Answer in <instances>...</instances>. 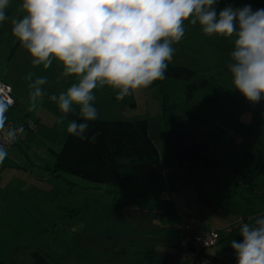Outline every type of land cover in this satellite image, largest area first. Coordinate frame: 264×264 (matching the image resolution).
I'll return each mask as SVG.
<instances>
[{
  "label": "crops",
  "instance_id": "1",
  "mask_svg": "<svg viewBox=\"0 0 264 264\" xmlns=\"http://www.w3.org/2000/svg\"><path fill=\"white\" fill-rule=\"evenodd\" d=\"M21 3L10 0L7 15L22 18L18 11ZM184 28L181 41L173 44L169 63L182 58L201 62L222 59L220 36L204 34L198 22L185 21ZM31 61L12 34L10 20L0 23V81L11 85L15 97V106L6 115L14 122L33 119L36 123L34 131L24 133L7 148L8 156L0 165V264H36L35 255L46 264H173L184 235L181 224L190 229H219L235 216H244L243 223H248L264 215V190L257 191L256 182L264 165L254 171L226 167L216 156L219 168L187 171L191 179L200 181L186 185L169 175L173 163L165 161L166 157H161L165 160L154 176L114 185L97 186L68 174H55L56 153L68 136V123L79 115V107L73 106L61 125L57 119L63 114L49 97L66 91L78 79L64 75L63 65L55 60L48 69L33 66ZM181 66L204 79L211 72L205 67ZM29 73L32 80L47 77L42 86L46 94L32 112L28 111ZM93 94L96 120L147 119L149 123L151 99L160 106L161 114V97L153 84L123 100H117V90L108 86L97 87ZM217 118H221L219 114ZM243 121L249 125L251 120L243 117ZM222 132L218 129L216 136ZM194 134L202 135L200 130ZM244 173L249 175L246 180ZM188 185L193 197L178 202L176 193ZM234 239L242 240L240 227L237 233L204 249L201 257L208 264H236L231 247Z\"/></svg>",
  "mask_w": 264,
  "mask_h": 264
},
{
  "label": "clouds",
  "instance_id": "2",
  "mask_svg": "<svg viewBox=\"0 0 264 264\" xmlns=\"http://www.w3.org/2000/svg\"><path fill=\"white\" fill-rule=\"evenodd\" d=\"M217 0H22V18L9 17L10 0H0V23L10 20L12 34L32 58L33 66L48 69L53 61L64 75L75 76L59 95L49 97L66 115L79 107L84 122L70 121L67 133L95 143L87 136L89 121L98 111L93 105L94 89L108 86L123 100L134 91L165 78L174 54L173 44L184 36L185 21L197 22L204 34L232 40L227 64L232 84L252 104L264 100V8L253 10L227 6L217 12ZM29 107L32 112L45 96L47 77L32 80ZM0 88V165L8 156L5 145L13 144L23 127H6L13 98ZM241 241L232 240L236 264H264V215L240 226Z\"/></svg>",
  "mask_w": 264,
  "mask_h": 264
},
{
  "label": "trees",
  "instance_id": "3",
  "mask_svg": "<svg viewBox=\"0 0 264 264\" xmlns=\"http://www.w3.org/2000/svg\"><path fill=\"white\" fill-rule=\"evenodd\" d=\"M193 74V70L187 67L168 63L165 78L153 83L161 96V119L168 148L166 160L161 158L149 135L147 119L95 120L87 122L89 128L86 135H96V142L91 143L68 134L56 153L53 172L68 174L92 185H114L150 178L160 171V164L165 160L174 163L168 170L169 175L186 185L200 179H191L187 172H179L183 167L194 172L219 168L218 158L210 151L209 139L187 130L177 115L171 113L176 104L169 96L170 80L190 79ZM206 82L205 78L198 84H187L186 98L191 97L193 90L203 89ZM187 118L196 116L188 114ZM74 121L84 122L80 115ZM248 176V173L242 174L245 180ZM35 262L46 264L38 255H35Z\"/></svg>",
  "mask_w": 264,
  "mask_h": 264
},
{
  "label": "rangeland",
  "instance_id": "4",
  "mask_svg": "<svg viewBox=\"0 0 264 264\" xmlns=\"http://www.w3.org/2000/svg\"><path fill=\"white\" fill-rule=\"evenodd\" d=\"M245 5H250L253 10L261 9L264 8V0H217L214 6L219 12L227 6L242 8ZM218 42L222 49V59L216 57L214 60L201 62L200 60L182 58L181 62H176L179 65H188L195 70H202L205 67L211 72L207 77L205 87L193 90L189 99L186 98L185 91L187 84H198L204 77L199 76L200 73L195 75L193 72L190 79L170 80L168 92L170 99L176 104L171 113L174 112L177 115L179 122L187 130L193 133L200 130L202 135L198 137L209 139L210 151L219 158L223 165L245 167L254 171L264 165V100L252 104L234 88L227 67L230 60L229 54L233 47L232 40L220 36ZM210 59L211 57L208 60ZM159 107L151 99L149 133L161 157L165 158L168 148ZM188 114L194 115L196 118H187ZM218 114L220 119L217 118ZM243 117H250L249 125L243 123ZM218 129L223 132L216 136L215 132ZM229 150L231 151L229 152ZM256 182L258 184L257 191L264 190V169L258 175ZM100 194L102 195V193ZM233 233H237V231Z\"/></svg>",
  "mask_w": 264,
  "mask_h": 264
},
{
  "label": "built area",
  "instance_id": "5",
  "mask_svg": "<svg viewBox=\"0 0 264 264\" xmlns=\"http://www.w3.org/2000/svg\"><path fill=\"white\" fill-rule=\"evenodd\" d=\"M0 88H4L6 92L8 89H11V91L8 92V95L13 98L14 103L9 109L13 108L15 106V97L13 95L11 85L7 82L0 81ZM6 127H23L24 132L18 136L17 140L13 143L15 144L22 138L24 133L34 131L36 129V123L33 119H27L22 122H14L8 118ZM11 145L6 144L5 147L9 148ZM245 219L246 218L244 216H235L229 223L219 229H190L187 225L181 224V232L184 235L179 241L176 258L173 264H208V261L201 257V252L206 248L217 245L224 237L229 236L234 231H237Z\"/></svg>",
  "mask_w": 264,
  "mask_h": 264
},
{
  "label": "water",
  "instance_id": "6",
  "mask_svg": "<svg viewBox=\"0 0 264 264\" xmlns=\"http://www.w3.org/2000/svg\"><path fill=\"white\" fill-rule=\"evenodd\" d=\"M192 198V187L190 185L183 187L176 193V200L178 202L183 201L185 198Z\"/></svg>",
  "mask_w": 264,
  "mask_h": 264
}]
</instances>
